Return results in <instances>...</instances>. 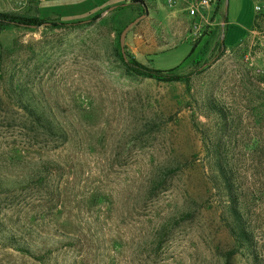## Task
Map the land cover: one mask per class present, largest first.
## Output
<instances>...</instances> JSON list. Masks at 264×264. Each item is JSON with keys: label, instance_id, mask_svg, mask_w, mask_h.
<instances>
[{"label": "rangeland", "instance_id": "374dc122", "mask_svg": "<svg viewBox=\"0 0 264 264\" xmlns=\"http://www.w3.org/2000/svg\"><path fill=\"white\" fill-rule=\"evenodd\" d=\"M125 1L0 0L47 23L104 10L0 26V264H264V0H231L229 49L186 66L188 45L154 21L124 58L146 12L109 11ZM128 57L181 79L131 75Z\"/></svg>", "mask_w": 264, "mask_h": 264}, {"label": "crops", "instance_id": "0c3cea01", "mask_svg": "<svg viewBox=\"0 0 264 264\" xmlns=\"http://www.w3.org/2000/svg\"><path fill=\"white\" fill-rule=\"evenodd\" d=\"M197 1L198 0H175V6L170 7L167 5V0H145L146 14L144 15H147V17L141 20L134 27L144 25L145 23L149 24L153 21L157 22V24L161 26L164 25L167 35L166 39H178L180 43L176 47H179L182 44L188 45L189 51L187 56L195 47L193 41H198L197 43L201 42L200 46L197 48V54L195 58L201 57L207 50L211 51L214 49L217 41L220 40L225 45L226 39L224 33L226 30H228L230 25L241 24L240 22L243 9L239 7V12L236 11L237 13H235L234 19H232L230 14L231 0H213L211 7L205 11H199L197 16L192 17L189 15V9L193 8ZM125 2H132V0H126ZM162 2L165 4V8L162 7ZM115 4V7L119 9H127L128 7L137 9V6L132 4ZM255 5V8L257 9L259 5L256 1ZM236 9H238V6ZM256 17L257 14L256 16L252 17L250 21H248L249 27L247 28V32L243 35L240 42L243 41L247 36L248 31L254 24ZM205 30L207 33L203 36ZM198 38L199 40H196ZM238 44H236L234 47H236ZM225 48L229 49L227 46H225Z\"/></svg>", "mask_w": 264, "mask_h": 264}, {"label": "trees", "instance_id": "16d2710c", "mask_svg": "<svg viewBox=\"0 0 264 264\" xmlns=\"http://www.w3.org/2000/svg\"><path fill=\"white\" fill-rule=\"evenodd\" d=\"M132 5H138L141 7L145 6V0H132V2H129ZM120 7V6H118ZM117 8V7H116ZM104 11L91 16L92 18H90L87 21H82L79 22L78 24H73V23H47L45 20H41L39 18H30V17H19L13 14H9V13H3L0 12V26L1 27H8V26H17V27H26V28H41L43 26H52V27H60V26H76V25H81L84 23H89V24H93L96 21H98L103 14ZM145 12V11H144ZM146 14V12H145ZM201 42L195 44L194 49L191 51V53L187 56V58L184 60L182 65H188L196 56L197 54V48L200 46ZM224 48L225 45L224 43H222ZM123 64L126 66V70L129 74L134 75V76H139V77H145V78H150V79H156L158 81L161 82H167V83H171L174 81H178L181 79V77L179 76H172L171 73L180 69L182 67L179 66L176 69L172 70V71H167V72H163V71H158L155 69H150L145 67L143 64H141L140 62H138L135 59H132L130 57H128V60H124L123 58H121ZM28 110H30V108H27ZM33 114H31V120L34 121L35 123H37V125L39 126L40 129L44 130L45 133H48L49 135H57V130L55 127V124H53L54 122H52L51 120H49L47 117H45V114L41 111H39V114H36L35 112H32ZM32 122V123H34ZM34 123V124H35ZM229 184V183H227ZM189 217L188 214H182L180 216V218L178 220H173L172 225H179L182 222L185 221V219ZM239 222V221H237ZM172 226H170L169 224H165L163 225L161 232H163L164 234H169L170 230H171ZM238 232H236V236H237V240L239 241L240 245L245 246V240H246V235L244 234L243 229H241L240 227H238ZM242 246V247H243ZM20 251L22 252H26V249L23 247L19 248Z\"/></svg>", "mask_w": 264, "mask_h": 264}, {"label": "built area", "instance_id": "2783aa9c", "mask_svg": "<svg viewBox=\"0 0 264 264\" xmlns=\"http://www.w3.org/2000/svg\"><path fill=\"white\" fill-rule=\"evenodd\" d=\"M169 3L171 6H174L176 4L175 0H169ZM212 4L213 0H198L195 6L189 9V15L195 17L199 13V11H205L206 9L211 7ZM259 10L260 8L258 7L257 11Z\"/></svg>", "mask_w": 264, "mask_h": 264}, {"label": "water", "instance_id": "95a60500", "mask_svg": "<svg viewBox=\"0 0 264 264\" xmlns=\"http://www.w3.org/2000/svg\"><path fill=\"white\" fill-rule=\"evenodd\" d=\"M116 9V7L111 8L109 11H114ZM147 17V15H142L141 17L137 18L134 22L130 23L125 30L122 32L121 34V38H120V44H121V51L122 54L124 56V58L126 59V52H125V44H126V39H127V35L130 32V30L137 25L141 20L145 19Z\"/></svg>", "mask_w": 264, "mask_h": 264}]
</instances>
